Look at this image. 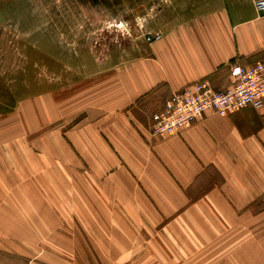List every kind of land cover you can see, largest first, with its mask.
I'll return each instance as SVG.
<instances>
[{
    "label": "crops",
    "instance_id": "0c3cea01",
    "mask_svg": "<svg viewBox=\"0 0 264 264\" xmlns=\"http://www.w3.org/2000/svg\"><path fill=\"white\" fill-rule=\"evenodd\" d=\"M205 1L162 25L163 37L140 46L111 73L94 102L85 97L73 111L70 96L60 100L49 90L22 96L11 109L0 107L7 113L0 115V159L47 153L56 160L62 150L64 176L85 165L78 207L99 214L106 203L117 214L115 223L149 226L143 234L114 233L113 247L96 249L100 264H264V106L224 116L208 112L165 137L152 135V117L142 119L136 107L200 81L224 90L234 64L264 61V15L254 0ZM76 115L80 123L73 127ZM53 187L17 185L11 190L35 192V198L10 203L8 187L0 186V252L26 264H85L61 227L66 217L59 208L72 222L69 190L62 201ZM90 191L94 202L85 198ZM141 238L147 248H137Z\"/></svg>",
    "mask_w": 264,
    "mask_h": 264
},
{
    "label": "rangeland",
    "instance_id": "374dc122",
    "mask_svg": "<svg viewBox=\"0 0 264 264\" xmlns=\"http://www.w3.org/2000/svg\"><path fill=\"white\" fill-rule=\"evenodd\" d=\"M198 3L207 1L0 0V107L11 109L20 97L49 90L60 100L70 96L73 111L85 104V97L89 96L94 102L96 88H102L111 73L137 54L140 46L148 43L149 34L162 33L159 30L162 25L182 16V8L191 9ZM165 100V95H158L139 102L136 107L141 118L150 120ZM5 114L0 112V115ZM79 123L80 116H73L72 126ZM39 147L47 151L45 145ZM57 154L56 160L45 158L47 153L35 160L0 159V186L9 189L4 199L10 203L15 200L30 203L35 198V192L12 191L17 185L32 189L39 185L45 190L51 184L55 186L51 193L62 201L64 190H69L65 200L72 205V211L68 212L72 222H67V213L59 208L61 216L66 217L61 227L71 233L73 248L82 250L78 258L85 264L101 263V251L98 253L96 249L113 247L116 243L113 234L117 231L125 234L147 231V225L145 229V225L115 223L117 214L113 208L106 207V203L99 214L95 207H78L80 171H85V165L81 168L79 163L76 170H72L76 173L66 177L65 155L62 150H57ZM85 194V198L95 201L94 192ZM107 198L110 200L109 196ZM24 210L25 218L29 219V204ZM137 243L138 249L147 248L142 238ZM0 261L26 264L25 259L3 252H0ZM155 261L157 257L153 255L151 262Z\"/></svg>",
    "mask_w": 264,
    "mask_h": 264
},
{
    "label": "built area",
    "instance_id": "2783aa9c",
    "mask_svg": "<svg viewBox=\"0 0 264 264\" xmlns=\"http://www.w3.org/2000/svg\"><path fill=\"white\" fill-rule=\"evenodd\" d=\"M254 6L258 14L264 15V0H254ZM162 37L161 32H153L146 40L152 43ZM247 106H264V61L253 65L234 64L230 84L224 90L200 81L172 93L153 114L151 133L155 137L170 136L189 128L208 112L224 116Z\"/></svg>",
    "mask_w": 264,
    "mask_h": 264
}]
</instances>
